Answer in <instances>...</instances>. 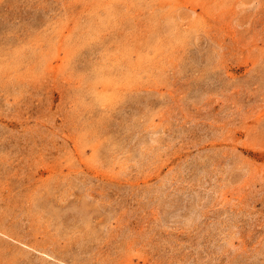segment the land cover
Wrapping results in <instances>:
<instances>
[{"label": "rangeland", "instance_id": "rangeland-1", "mask_svg": "<svg viewBox=\"0 0 264 264\" xmlns=\"http://www.w3.org/2000/svg\"><path fill=\"white\" fill-rule=\"evenodd\" d=\"M111 263L264 264V0H0V264Z\"/></svg>", "mask_w": 264, "mask_h": 264}, {"label": "bare ground", "instance_id": "bare-ground-1", "mask_svg": "<svg viewBox=\"0 0 264 264\" xmlns=\"http://www.w3.org/2000/svg\"><path fill=\"white\" fill-rule=\"evenodd\" d=\"M99 2V1H98ZM183 2V1H182ZM224 2V1H223ZM185 3V2H184ZM186 4V3H185ZM99 5H100V3H99ZM187 5V4H186ZM101 6V5H100ZM94 7V6H93ZM187 7V6H186ZM183 8H184V6H183ZM110 10L109 9H106V12L109 14L110 12H109ZM193 11H195V9H193ZM143 14V13H142ZM184 15V14H183ZM186 15V14H185ZM156 21V20H155ZM253 21V20H252ZM89 25V24H88ZM98 25H99V23H98ZM247 26V25H246ZM63 39V38H62ZM85 44V43H84ZM15 59H16V57H15ZM113 59V58H112ZM104 62V61H103ZM130 65V64H129ZM111 66V65H110ZM174 67V66H173ZM98 68V67H97ZM107 72H108V70H107ZM110 73H112V71H109ZM108 72V73H109ZM101 79H102V81L104 82V81H106V78L105 77H100ZM109 81V84H111V83H113V82H116L117 80H112L110 77H109V80H107L106 82H108ZM108 84V83H107ZM97 94V93H96ZM106 95L105 94H102V97H105ZM99 97V96H98ZM100 98V97H99ZM109 103V102H108ZM39 152V151H38ZM109 154V153H108ZM40 159V158H39ZM41 159H43V158H41ZM40 161V160H39ZM72 167V166H71ZM8 172V171H7ZM3 175V174H2ZM62 180V179H61ZM86 182V181H85ZM86 185V184H85ZM12 188V187H11ZM45 198V197H44ZM78 208V207H77ZM81 208H82V206H81ZM4 214V213H3ZM43 214V213H42ZM60 224V223H59ZM39 231V230H38ZM35 233V232H34ZM126 234V233H125ZM111 243V242H110ZM17 248V247H16ZM113 248V247H112ZM45 253V252H44ZM90 257V256H89ZM60 261V260H59ZM112 264V263H111Z\"/></svg>", "mask_w": 264, "mask_h": 264}]
</instances>
